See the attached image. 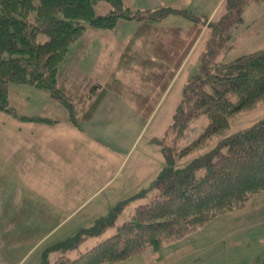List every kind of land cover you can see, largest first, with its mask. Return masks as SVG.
Listing matches in <instances>:
<instances>
[{"label": "rangeland", "instance_id": "1", "mask_svg": "<svg viewBox=\"0 0 264 264\" xmlns=\"http://www.w3.org/2000/svg\"><path fill=\"white\" fill-rule=\"evenodd\" d=\"M223 2L123 0L131 10L172 6L214 20L224 13ZM109 10L110 6L102 2L95 6L97 14ZM242 17L244 24L234 33V45L226 61L264 47V2L248 4ZM139 22L120 18L112 30L86 26L82 36L70 45L58 76L59 85L73 97L87 99L86 93L94 83L113 79L121 92L117 87L105 92L91 117L77 126L68 119L66 105L53 99L48 90L8 84L9 105L16 115L43 117L56 123L23 121L0 110V264H39L44 249L91 226L119 201L148 188L163 167L158 142L172 124L184 83L198 68L206 34L203 28L163 96L157 95L149 109L139 112L132 99L136 101L142 94L153 97L154 78L159 75L151 73L159 70L157 66H145L142 60L123 55L128 47L143 48V40H130ZM190 24L189 19L172 14L158 23L184 29ZM38 39L43 41L45 37L39 35ZM97 91L92 90V94ZM86 101L78 105L80 110L87 109ZM262 118L264 100L234 114L225 136ZM206 121L203 116L198 123L206 125ZM189 134L191 137L180 146L198 133L192 130ZM214 144L212 141L209 148ZM191 158L188 154L178 162L185 164ZM139 202L125 205L115 224L101 237H89L80 250L111 236ZM76 255L75 251L68 253L71 258ZM263 255L264 200L260 196L254 205L216 216L185 238L116 264H255Z\"/></svg>", "mask_w": 264, "mask_h": 264}, {"label": "trees", "instance_id": "2", "mask_svg": "<svg viewBox=\"0 0 264 264\" xmlns=\"http://www.w3.org/2000/svg\"><path fill=\"white\" fill-rule=\"evenodd\" d=\"M100 2L110 6L105 14L95 11ZM251 2L264 0H224V13L214 20L172 6L131 10L123 0H0V110L23 121L56 123L16 115L8 101L9 83L48 90L53 99L66 105L68 119L75 126L91 117L105 92L120 90L113 79L96 82L86 93L87 99H80L59 85L69 47L86 26L112 30L120 18L140 21L130 40H143V48L131 47L130 52L128 47L123 55L142 60L145 66H157L159 70L151 73L159 75L154 78L153 97L142 94L132 99L139 112L149 109L157 95L163 96L203 28L206 34L198 68L184 83L172 124L158 142L164 165L150 186L119 201L91 226L48 246L39 264H116L185 238L216 216L254 205L260 196L264 200V118L225 136L234 114L264 100V47L225 60L236 29L244 24L242 13ZM171 14L189 19V28L158 25ZM39 35L45 39L39 40ZM94 89L98 90L95 96ZM85 101L88 107L82 111L78 105ZM203 116L206 125L198 123ZM192 130L198 134L180 146ZM212 141L215 144L209 148ZM188 154L190 160L178 162ZM133 200H140L133 214L111 236L80 250L89 237H101L113 226ZM73 251L77 255L71 258L68 253ZM255 264H264V255Z\"/></svg>", "mask_w": 264, "mask_h": 264}]
</instances>
